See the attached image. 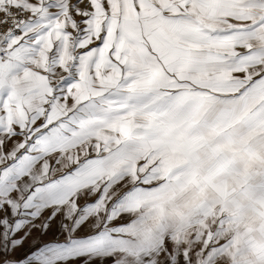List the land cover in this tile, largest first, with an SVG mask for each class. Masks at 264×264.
I'll return each instance as SVG.
<instances>
[{"label":"snow or ice","instance_id":"6c2138e0","mask_svg":"<svg viewBox=\"0 0 264 264\" xmlns=\"http://www.w3.org/2000/svg\"><path fill=\"white\" fill-rule=\"evenodd\" d=\"M0 264H264V0H0Z\"/></svg>","mask_w":264,"mask_h":264}]
</instances>
